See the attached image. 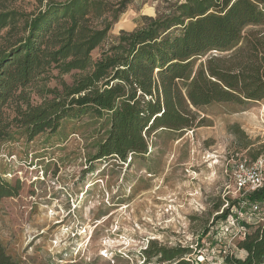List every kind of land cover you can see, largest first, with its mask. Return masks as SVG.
Here are the masks:
<instances>
[{
    "label": "trees",
    "instance_id": "16d2710c",
    "mask_svg": "<svg viewBox=\"0 0 264 264\" xmlns=\"http://www.w3.org/2000/svg\"><path fill=\"white\" fill-rule=\"evenodd\" d=\"M10 1L0 0V30L17 36L0 45V145L19 137L31 142L66 120L93 115L105 117L108 129L92 160L130 165L149 153L146 134L200 126L198 110L214 103L264 100V0L172 1L144 16L143 26L121 31L96 60L92 52L131 0L115 10L103 0H50L31 13ZM66 74L71 83L47 86ZM33 92L41 101L32 102ZM20 187L0 173V203ZM254 202H264V186L231 205ZM230 214L224 208L214 220ZM247 226L237 244L244 256L227 253L223 264H264V223ZM192 254L193 247L157 241L143 250L158 264H195ZM0 264H18L1 242Z\"/></svg>",
    "mask_w": 264,
    "mask_h": 264
},
{
    "label": "rangeland",
    "instance_id": "374dc122",
    "mask_svg": "<svg viewBox=\"0 0 264 264\" xmlns=\"http://www.w3.org/2000/svg\"><path fill=\"white\" fill-rule=\"evenodd\" d=\"M48 1L8 4L31 13ZM103 1L115 10L120 0ZM172 1L131 0L92 58ZM7 39L16 40V33L0 30V45ZM72 79L66 74L47 86L60 88L61 80ZM31 99L41 101L34 92ZM198 113L200 126L146 134L149 153L130 165L92 160L108 129L105 117L93 115L66 120L54 134L31 142L19 137L1 144L0 173L21 185L0 203V242L7 253L18 264H158L143 255L157 241L193 247L195 264H223L227 253L243 257L240 240L214 217L230 208L242 223L249 210L248 204L231 205L242 196L233 173L239 161L264 153V100L214 103Z\"/></svg>",
    "mask_w": 264,
    "mask_h": 264
},
{
    "label": "built area",
    "instance_id": "2783aa9c",
    "mask_svg": "<svg viewBox=\"0 0 264 264\" xmlns=\"http://www.w3.org/2000/svg\"><path fill=\"white\" fill-rule=\"evenodd\" d=\"M233 182L236 191L242 196L246 193L257 190L264 186V155L251 161L243 159L239 161L233 173ZM246 217L240 222L241 217H234L230 214L225 220L226 230L230 229L233 238L242 241L249 233L248 224L264 223V202H254L249 204V210L245 213Z\"/></svg>",
    "mask_w": 264,
    "mask_h": 264
}]
</instances>
